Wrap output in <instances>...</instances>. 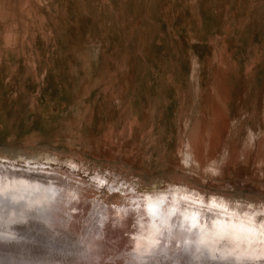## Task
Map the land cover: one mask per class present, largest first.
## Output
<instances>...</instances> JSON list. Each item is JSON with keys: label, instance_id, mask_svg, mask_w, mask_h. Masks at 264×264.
I'll return each mask as SVG.
<instances>
[{"label": "rangeland", "instance_id": "374dc122", "mask_svg": "<svg viewBox=\"0 0 264 264\" xmlns=\"http://www.w3.org/2000/svg\"><path fill=\"white\" fill-rule=\"evenodd\" d=\"M0 166L117 215L194 193L229 224L213 264L263 261L264 0H0Z\"/></svg>", "mask_w": 264, "mask_h": 264}, {"label": "bare ground", "instance_id": "6f19581e", "mask_svg": "<svg viewBox=\"0 0 264 264\" xmlns=\"http://www.w3.org/2000/svg\"><path fill=\"white\" fill-rule=\"evenodd\" d=\"M2 171L0 166V174ZM44 178L47 182L38 187L1 182L0 178V264H213L214 257L220 256L215 247L229 242L225 229L229 224L205 220L201 199L194 193H189L194 200L188 202L183 216L178 203L161 198L147 201L144 208L137 203L134 211L127 208L117 215L113 206L89 198L83 186L54 176ZM61 189H67L72 198L58 215L60 206L49 199ZM31 193L35 196H28ZM89 211L95 213L93 222L88 220ZM136 217L138 230L133 232ZM127 231L134 236L127 240L129 248L122 236ZM239 246L234 243V251ZM236 256L246 262V252Z\"/></svg>", "mask_w": 264, "mask_h": 264}]
</instances>
